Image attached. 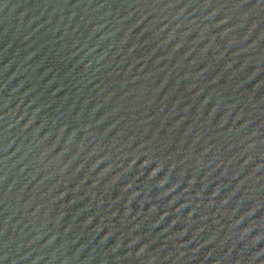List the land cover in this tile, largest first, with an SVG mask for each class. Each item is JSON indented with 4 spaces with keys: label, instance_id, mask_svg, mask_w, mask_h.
Instances as JSON below:
<instances>
[{
    "label": "water",
    "instance_id": "obj_1",
    "mask_svg": "<svg viewBox=\"0 0 264 264\" xmlns=\"http://www.w3.org/2000/svg\"><path fill=\"white\" fill-rule=\"evenodd\" d=\"M0 264H264V0H0Z\"/></svg>",
    "mask_w": 264,
    "mask_h": 264
}]
</instances>
